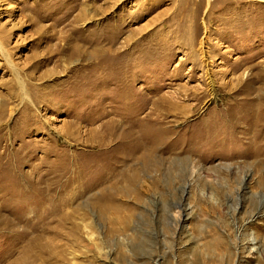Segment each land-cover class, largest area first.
<instances>
[{"label": "rangeland", "instance_id": "374dc122", "mask_svg": "<svg viewBox=\"0 0 264 264\" xmlns=\"http://www.w3.org/2000/svg\"><path fill=\"white\" fill-rule=\"evenodd\" d=\"M0 45V150L62 173L0 264H264V0H0ZM134 108L147 162L94 142Z\"/></svg>", "mask_w": 264, "mask_h": 264}, {"label": "bare ground", "instance_id": "6f19581e", "mask_svg": "<svg viewBox=\"0 0 264 264\" xmlns=\"http://www.w3.org/2000/svg\"><path fill=\"white\" fill-rule=\"evenodd\" d=\"M0 49L2 50L1 45H0ZM208 83H209L210 89H212V86L214 85V83L212 82L211 78L208 81ZM126 87H127L126 83L122 82L121 91H120V93L122 94V97L119 99L121 101V99L123 98V100H125L124 101L125 104H128V102L126 101L127 100V93H126L127 88ZM134 95H136V94H134ZM130 103H131V101H130ZM136 104H137V102H136ZM37 105L39 106L40 102L34 105V110H35V108H37ZM6 109H7V104L3 103L0 106V117L2 115H4ZM134 109L135 110H133L131 113H128L126 115H120L122 118L126 119V121L128 122L127 126L119 125V123H117V120H116V121L112 122L111 128L109 127L106 129L107 130L106 132L104 131L105 133H101L99 130H98L99 132H96L95 131L96 129H95L94 132H96L97 135L94 138L95 139L94 142H96V146H98V150L106 151V149L104 147L107 146L109 140H111L113 138V136L117 133V130H119V133L117 134L118 141H117L116 145L114 146V148L112 149L113 151H118V150L121 151V153L119 155L120 157L118 156V158H121V156H122L124 158V160H126L129 158L135 159L136 157H138V160H139V158H141L142 160L147 162L151 157V154H150L151 149L150 148L149 149H143L144 147H146L145 145H143V142H144L143 139H144V137L146 138L149 134L148 133H141V129L139 128V125H138V123L140 121V117L138 115V110L136 108H134ZM32 111H33L32 108L28 109V113H26V115H28L27 119H29L30 116L35 115V113H34L35 111H33V113H31ZM107 123H104V124H107ZM68 124H69V126L73 125V127H75L73 123H68ZM116 124H118V125H116ZM156 124H157V122H156ZM135 128H137V129H135ZM69 130H68V132H69ZM111 130H113V133H110ZM69 135L71 136L70 138L72 140H74V141L77 140V137L75 136L74 133H69ZM162 135H163V133H162ZM158 136H159V134H158ZM0 139H1V136H0ZM152 146H153V144H152ZM7 150H8L7 147H4L2 150H0V197L5 196L7 194L8 195L14 194V199H12L13 203L10 202L9 200H4L3 202H1L0 207L7 206V205L10 207H13L15 205V202L22 201L24 198H26L30 195H34L36 198L37 206L39 208H41L43 211L48 210L51 213L52 211L58 210L57 206L59 204L57 205V203H56L58 200L55 201L54 196L56 195V191L58 190L57 186L61 183L62 173L60 171H53L52 176L49 179H47V181L45 182L43 179L44 178V172L41 171V168L39 166V165H41V163L39 161V165L35 164L32 167L33 176H31V177L28 176L26 178V182H20L19 177H18L19 176L18 171H20L18 169V165H21L20 163H22V157H23L22 155H24V154H22V155L17 154L18 159H16L15 161H12V163H11L10 162L11 160L9 158ZM137 153H138V156H137ZM67 158H68V156H67ZM4 159H6V160L4 161ZM77 165H78L77 159L73 160L72 162L69 161L67 163V169L69 171H74V168ZM79 165H82V164H79ZM88 166H90V165H88ZM84 169H87V168H84ZM56 170H58V169H56ZM44 171H46V170H44ZM46 177H47V175H46ZM69 181L71 182V179L67 180V182H69ZM4 184L9 185L8 188H4L3 187ZM48 211H46L45 214L48 213ZM52 216H53V214H52Z\"/></svg>", "mask_w": 264, "mask_h": 264}]
</instances>
